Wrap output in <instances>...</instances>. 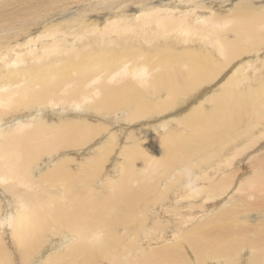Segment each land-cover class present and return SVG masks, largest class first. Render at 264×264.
I'll use <instances>...</instances> for the list:
<instances>
[{
  "label": "bare ground",
  "instance_id": "bare-ground-1",
  "mask_svg": "<svg viewBox=\"0 0 264 264\" xmlns=\"http://www.w3.org/2000/svg\"><path fill=\"white\" fill-rule=\"evenodd\" d=\"M263 196L264 0H0V264H264Z\"/></svg>",
  "mask_w": 264,
  "mask_h": 264
},
{
  "label": "rangeland",
  "instance_id": "rangeland-1",
  "mask_svg": "<svg viewBox=\"0 0 264 264\" xmlns=\"http://www.w3.org/2000/svg\"><path fill=\"white\" fill-rule=\"evenodd\" d=\"M212 91H216V88H212L211 90H209V91H207L206 93H211ZM193 99V98H192ZM190 101H192V100H190ZM189 101V102H190ZM194 101H197V100H194ZM189 102H186L184 105H182L181 107H185V110L187 109V107H188V109L193 105V104H190V105H188L189 104ZM193 103V102H192ZM188 105V106H187ZM187 109V110H188ZM75 171H78V170H75ZM250 171H251V169L250 170H248L247 172H249L250 173ZM116 173H118V172H116ZM251 175H252V173H251ZM264 197V196H263ZM264 205V198L262 199V201H261V205ZM62 247V246H61ZM14 249H15V247H14ZM13 249V251H15ZM14 264H21L20 262L18 263V259H16V261H12ZM98 264H102V261H99L98 262Z\"/></svg>",
  "mask_w": 264,
  "mask_h": 264
}]
</instances>
